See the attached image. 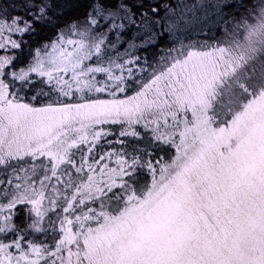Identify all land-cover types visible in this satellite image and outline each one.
<instances>
[{
	"label": "snow or ice",
	"instance_id": "obj_1",
	"mask_svg": "<svg viewBox=\"0 0 264 264\" xmlns=\"http://www.w3.org/2000/svg\"><path fill=\"white\" fill-rule=\"evenodd\" d=\"M239 30L264 0H0V264H264V78L204 79Z\"/></svg>",
	"mask_w": 264,
	"mask_h": 264
},
{
	"label": "rangeland",
	"instance_id": "obj_2",
	"mask_svg": "<svg viewBox=\"0 0 264 264\" xmlns=\"http://www.w3.org/2000/svg\"><path fill=\"white\" fill-rule=\"evenodd\" d=\"M238 41L234 46L230 40L226 43L227 47L217 53L219 58L204 76L205 81L213 92L218 91L220 86L234 72L237 74V70L243 68L242 66L247 62L250 64H247L248 72H251L252 75H257L254 78L262 77V73H256V68L262 63V60H259L258 57L264 47V32L256 33L251 38L244 34L239 37ZM261 108L264 110V106H261Z\"/></svg>",
	"mask_w": 264,
	"mask_h": 264
},
{
	"label": "trees",
	"instance_id": "obj_3",
	"mask_svg": "<svg viewBox=\"0 0 264 264\" xmlns=\"http://www.w3.org/2000/svg\"><path fill=\"white\" fill-rule=\"evenodd\" d=\"M246 27L247 26H245V28ZM244 34H245L244 30H239L237 32L235 38H233V37H226V38H224L225 43H227L230 40L232 42V45L234 46L235 43L239 42L238 41L239 37L242 36V35H244ZM258 58H259V60L260 59L262 60V63L260 64V66H258L256 68V71H257L256 73H262V77L261 78H264V47H263V50L261 52V55ZM247 64H248V62L242 66L243 68H241L240 70H237L238 71L237 72V75L238 76H242V75H244L245 72H248V65H250V64H248V65ZM244 66H245V68H244ZM254 76H257V75H253V77ZM261 78H255V79H261Z\"/></svg>",
	"mask_w": 264,
	"mask_h": 264
}]
</instances>
